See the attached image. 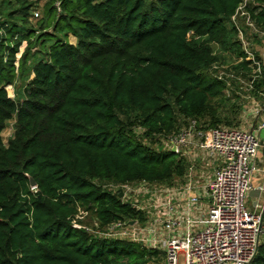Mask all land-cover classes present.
I'll return each mask as SVG.
<instances>
[{
    "label": "trees",
    "instance_id": "obj_1",
    "mask_svg": "<svg viewBox=\"0 0 264 264\" xmlns=\"http://www.w3.org/2000/svg\"><path fill=\"white\" fill-rule=\"evenodd\" d=\"M243 2L48 0L36 36L27 28L33 4L16 0L11 22H0V264L164 260L141 242L97 234L114 222L145 221L104 183L182 178V157L144 139L155 146L191 120L232 125L222 112L228 81L217 78L213 44L238 48L231 18ZM256 2L248 10L264 31V0ZM243 55L236 75L252 69ZM30 58L32 78L14 99L7 86ZM263 85L264 79L257 87ZM13 120L14 134L5 143ZM135 128L144 129L142 137ZM253 264H264V239Z\"/></svg>",
    "mask_w": 264,
    "mask_h": 264
},
{
    "label": "built area",
    "instance_id": "obj_2",
    "mask_svg": "<svg viewBox=\"0 0 264 264\" xmlns=\"http://www.w3.org/2000/svg\"><path fill=\"white\" fill-rule=\"evenodd\" d=\"M255 2L244 0L231 18L240 35V18L248 28L259 33L248 10ZM247 44L243 41L244 47L247 48ZM255 64L254 74L258 76L262 74V66ZM16 66L18 68V62ZM214 69L219 70L217 78H228L227 85H230L234 70L218 66ZM235 80L241 79L237 77ZM263 111V107L258 105L254 115L259 117ZM261 128H264V122ZM162 141L168 145V150L173 151L175 147L178 155L205 153L208 157L222 158L223 164L204 190L193 184V167L186 174L187 181L180 186L151 188L154 186L145 183L148 187L145 192L159 193L162 197L161 201L153 204V218L143 222H114L97 234L141 242L149 248L161 250L164 253L163 264H180V258L183 264H253L264 239V197L261 195L264 186L258 190L253 209L247 207V200L254 198L253 177L258 171L255 161L262 145L258 135L241 128L204 127L191 120L187 127ZM130 185L112 187L115 192L123 191L125 199ZM206 198L209 200L207 207ZM130 204L139 211H145L139 204Z\"/></svg>",
    "mask_w": 264,
    "mask_h": 264
},
{
    "label": "rangeland",
    "instance_id": "obj_3",
    "mask_svg": "<svg viewBox=\"0 0 264 264\" xmlns=\"http://www.w3.org/2000/svg\"><path fill=\"white\" fill-rule=\"evenodd\" d=\"M27 1L32 3L34 6V8H33L34 11L32 12L34 17L29 18V24H27V28L34 30L35 31L34 33H36V36H37L43 30L42 29V25H43L42 23H44V21H45L43 18L44 17V7H45V4L48 2V0H27ZM11 2L13 5L11 4ZM15 9H18V6L16 4V0H0V22L6 21V22L10 23L11 22L10 16ZM36 13L39 14V17L36 16ZM15 16L20 18L23 15H22V13H17ZM48 31L52 32V29H49ZM69 40L72 44H74V45L77 44V39L74 38L73 36H70ZM232 42L233 43L238 42L239 43V45H237L238 48L234 47L232 44L231 45L229 44L227 47L217 45V44H213L214 54L219 59V61H217L216 64L221 69L233 70V68L236 67L235 65L237 64V59L239 57H241L242 53L244 54V52L242 50L243 46L240 44L237 36L234 37ZM27 44H28L27 41L22 43V45L20 47V51L17 54L18 60L23 56L24 52L26 51ZM37 48L39 49V47H37ZM37 48L33 49L32 53L36 52ZM39 57H40V54H39L38 58ZM34 58L33 59L30 58L29 62H27L24 65V69H23L22 73H17V77L15 79L14 85L13 86L12 85L7 86V90H8L10 97L17 99V100H19L23 97L25 87H26L27 83L32 78L31 72H32V63L34 62ZM211 69H212V67H210L208 69V71H211ZM251 75H252V73H250V72L249 73L246 72V74L244 76L236 75V72L234 71L233 78H230V77L229 78H230V82L233 79L240 77L241 81H243L245 83H249L250 82L249 78ZM234 104H235L234 102H231V103L225 102L224 106L222 108V112L225 114V116L226 117L228 116L229 118H231L232 125L226 124V121H224V123H222L219 127L237 128L242 123L241 116H243V114H244L242 112V110H243L242 107H244L246 105H242L239 103H236L235 105ZM239 106H241V107L239 108ZM248 106L249 105H247V107ZM15 127H16V120L10 121L7 124L6 130L3 132V138H4L5 143H8V140L13 136L14 131H15ZM134 130H135L134 133L138 137H142L143 133L145 132L144 129H142V128H135ZM144 141L148 145H151L154 149H156L158 151L168 150V148H167L168 145L166 146L163 143V141H162V143H158L155 146H154V144H151L150 140H148V139H144ZM178 156L182 157V159L185 161V164L187 166V172L185 173V176L182 178L176 177L167 183H160V184H151L150 183L151 186H154L151 188H164V189H166V188H171L172 186L182 185L184 183V180H185L183 178L186 177V174L188 173V171L191 167H193L194 175H195V173L196 174L198 173L197 175L199 177H201L202 174L206 177H210L216 171L217 158L215 156H210L208 158L203 154H186L185 156L182 154V155H178ZM104 184H106L107 189L113 190V187H112L113 184H111V183H104ZM147 188L148 187L145 186V183H140V184L133 183L130 185V191H128L129 193L126 196V198L124 199L125 202L139 204L140 206H142L143 209L145 210L143 213H144V217H145L146 221L153 218L152 217V215H154L153 204L161 201V198H162L161 194H159V193H147V192H145V189H147ZM253 202H254V199L252 197L247 200V207L249 209H253V207H252ZM159 251L163 253V251H161V250H159ZM163 255H164V253L161 255V257ZM153 264H163V259L161 261L153 263ZM180 264H183L182 258H180Z\"/></svg>",
    "mask_w": 264,
    "mask_h": 264
},
{
    "label": "crops",
    "instance_id": "obj_4",
    "mask_svg": "<svg viewBox=\"0 0 264 264\" xmlns=\"http://www.w3.org/2000/svg\"><path fill=\"white\" fill-rule=\"evenodd\" d=\"M238 22L240 24L242 34L241 35L237 34V37L242 46H243V41L248 43L247 44L248 51H245V49L247 50V48L244 46L242 50L244 54L247 55L246 60L251 62L252 69L249 72L252 73V75L249 78L250 81L249 83H245L241 80L238 81L233 79L231 83L234 84L233 86H231V83L230 85H227V89L224 92V97L226 99V102L228 103L234 102L235 104L239 103L242 105H246L242 107L243 109L242 112L244 113L243 116H241L242 123L237 128L255 132L260 138V141L262 143L258 157L255 161L258 171L253 177V187L255 191L252 193V195L254 194L253 199H255L258 196L259 188L264 186V128H261V125L264 122V111L262 115L259 117L254 115L256 106L259 105L263 107L264 110V85L261 86L260 88L257 87L260 81L264 79V31L258 27L259 33H255L254 31H252L250 28L247 27L244 19L242 18H240ZM243 60H244V55L241 54V57L237 59V64L235 66L242 63ZM256 62L260 63L262 66V74L258 76H255L254 74L256 71V64H255ZM247 105L249 106L247 107ZM240 107L241 106H239V108ZM203 155H205L208 158L207 154L204 153ZM222 164H223V159L217 158L216 171L222 166ZM197 174L195 173V175L193 174V176L191 177V179H193V184L202 187V190H204V188L207 187V185H209L210 181L213 179L215 172L210 177H206L203 174L202 175L204 177L202 175L201 177H199ZM187 179L184 180V182H186ZM261 195L264 197L263 192L261 193ZM205 201H206L205 207H207L209 200L206 198Z\"/></svg>",
    "mask_w": 264,
    "mask_h": 264
},
{
    "label": "water",
    "instance_id": "obj_5",
    "mask_svg": "<svg viewBox=\"0 0 264 264\" xmlns=\"http://www.w3.org/2000/svg\"><path fill=\"white\" fill-rule=\"evenodd\" d=\"M18 106H20V104H18ZM172 150H173L172 152L175 153L176 148L174 147ZM30 183H31V187H32V188H36V187H37V183H36V181L34 180V178H30ZM123 196H124V193H123V191H121V193H120V197L123 198ZM131 224H134V223L132 222Z\"/></svg>",
    "mask_w": 264,
    "mask_h": 264
}]
</instances>
